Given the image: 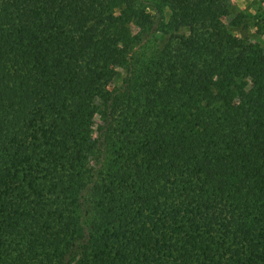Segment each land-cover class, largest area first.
Returning a JSON list of instances; mask_svg holds the SVG:
<instances>
[{
	"label": "trees",
	"instance_id": "trees-1",
	"mask_svg": "<svg viewBox=\"0 0 264 264\" xmlns=\"http://www.w3.org/2000/svg\"><path fill=\"white\" fill-rule=\"evenodd\" d=\"M233 0H0V264H264V38Z\"/></svg>",
	"mask_w": 264,
	"mask_h": 264
},
{
	"label": "rangeland",
	"instance_id": "rangeland-1",
	"mask_svg": "<svg viewBox=\"0 0 264 264\" xmlns=\"http://www.w3.org/2000/svg\"><path fill=\"white\" fill-rule=\"evenodd\" d=\"M237 13L245 15L238 28L239 36L264 38V0H233Z\"/></svg>",
	"mask_w": 264,
	"mask_h": 264
}]
</instances>
